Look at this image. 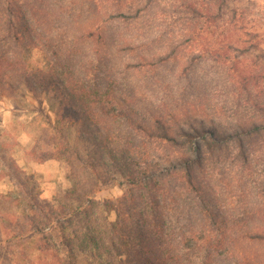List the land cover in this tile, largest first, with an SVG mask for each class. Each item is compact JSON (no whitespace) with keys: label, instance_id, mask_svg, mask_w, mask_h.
<instances>
[{"label":"trees","instance_id":"trees-1","mask_svg":"<svg viewBox=\"0 0 264 264\" xmlns=\"http://www.w3.org/2000/svg\"><path fill=\"white\" fill-rule=\"evenodd\" d=\"M70 9L58 0H0V98L22 87L52 91L59 122L77 133L71 153L62 145L39 159L68 164L65 203L36 198L29 229H7L10 239L40 235L36 264H78L77 251L93 264H264V214L227 209L205 170L206 150L227 135L175 102L126 91L119 66L124 76L154 72L159 55L142 43L135 61L121 63L114 48L132 53L140 42ZM28 49L50 50L48 71L28 67ZM114 179L126 188L111 224L95 195Z\"/></svg>","mask_w":264,"mask_h":264},{"label":"rangeland","instance_id":"rangeland-1","mask_svg":"<svg viewBox=\"0 0 264 264\" xmlns=\"http://www.w3.org/2000/svg\"><path fill=\"white\" fill-rule=\"evenodd\" d=\"M58 1L91 23L111 22L126 43L140 42L132 53L114 48L112 57L121 63H132L150 44L160 57L156 70L124 76L119 66L125 90L175 102L224 132L220 145L206 150L207 175L227 209L241 216L264 214V128L259 126L264 124V0ZM24 59L31 70L48 71L52 54L28 49ZM59 112L52 91L33 95L22 87L13 97L0 98V264H36L41 236L24 233L12 240L7 229L17 224L29 229L25 217L36 198L57 207L72 188L64 159L39 160L62 145L71 153L76 143L75 127L60 123ZM238 139L246 161L238 154ZM125 188L114 179L100 184L95 195L111 224L119 219L111 210L119 207ZM76 255L78 264L91 262L86 251Z\"/></svg>","mask_w":264,"mask_h":264}]
</instances>
